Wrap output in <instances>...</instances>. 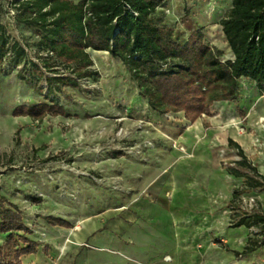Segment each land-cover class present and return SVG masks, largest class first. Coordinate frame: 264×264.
<instances>
[{"label":"rangeland","instance_id":"1","mask_svg":"<svg viewBox=\"0 0 264 264\" xmlns=\"http://www.w3.org/2000/svg\"><path fill=\"white\" fill-rule=\"evenodd\" d=\"M231 6L232 0H163L155 17L168 26L174 20H221ZM11 10L9 0H0V21L12 38L30 46L28 60L37 61V37L16 24ZM218 25L205 41L213 38L222 58L230 59ZM175 38L183 43L180 33ZM90 55L98 75L60 93L51 92L44 80L20 79L23 65L8 60L0 66V194L19 206L38 238L48 215L61 216L74 228L106 211L115 216L130 211L166 240L145 264H264V247L248 256L235 254L242 252L250 229L232 226L230 202L242 179L227 171L239 159L228 145L231 138L264 175V92L241 77L235 100L217 101L210 115L201 114L202 131L188 142L197 156L192 159L176 149L186 137L184 113L155 112L120 59L108 52ZM40 103H58L66 114L42 120L15 114L19 106ZM225 113L237 116V127ZM235 205L264 211V189L243 192ZM170 239L175 248L166 246ZM48 248L53 264H74V250L56 254Z\"/></svg>","mask_w":264,"mask_h":264},{"label":"trees","instance_id":"2","mask_svg":"<svg viewBox=\"0 0 264 264\" xmlns=\"http://www.w3.org/2000/svg\"><path fill=\"white\" fill-rule=\"evenodd\" d=\"M9 1L16 24L31 28L37 37V61L28 60L26 48L30 46L12 38L0 21V66L8 60L23 65L26 72L19 73L20 79L44 80L53 93L78 88L79 79L98 75L89 50L120 59L152 110L183 112L190 122L201 114L210 115L217 101L235 100L241 77L254 81L264 92V0H232L219 22L233 56L226 60L219 49L206 43L201 28L178 42L175 29L155 17L163 0ZM15 114L42 120L46 114L65 115L66 110L58 103H40L19 106ZM228 145L237 149L239 159L227 171L242 178V187L234 190L230 202L235 211L232 226L250 229L242 252L235 254L245 255L264 246V211L260 207L243 211L235 204L243 192L263 190L264 175L238 142L229 138ZM0 208V233L6 234L0 245V264H23L21 257L36 254L40 244L29 238L33 232L18 206L1 194ZM44 219L51 226L72 227L60 217Z\"/></svg>","mask_w":264,"mask_h":264},{"label":"crops","instance_id":"3","mask_svg":"<svg viewBox=\"0 0 264 264\" xmlns=\"http://www.w3.org/2000/svg\"><path fill=\"white\" fill-rule=\"evenodd\" d=\"M74 1L78 2L80 0ZM219 22L220 20H199L198 18H193L192 20H174L173 22H170L172 24L169 25L175 29V33H180L181 36H184L182 41L185 42L191 31L197 28H201L205 35L207 33L212 34V27L218 25ZM218 26L224 39V49L232 53L222 32L221 25L219 24ZM212 40L213 38H211V43L209 42L208 44L221 51V48ZM96 53L107 52L96 51ZM232 176L240 178L234 175ZM217 177L218 176H214L213 180L219 183L220 177ZM134 213L136 212L127 211L122 212L119 216H115L112 211H106L105 214L98 219L94 218L83 221L82 229L75 234H70L69 237L71 241L64 249L61 248L63 239L69 235L67 230L73 228V224L70 221L67 220L72 224V227L64 228L51 226L43 217L46 226L41 233V238H38L34 233V229L31 226H28L24 220L26 226L33 232L29 238L32 241L39 243L40 246L38 247V252L36 254L24 255L21 257V261L23 264L55 263L50 254H48V246H50L56 254L63 253L65 249H71V251L74 250L76 252L74 264H145L150 258L160 254L161 250L165 248L164 243L166 240L163 241V235L159 230L153 229L152 226L143 220L136 219L138 215ZM139 216H144V214H139ZM54 217L62 218L61 216ZM240 227L246 228L245 226ZM5 237L6 234L0 233V245L4 242ZM166 244H168L166 245L167 247L172 248L177 246L175 242L171 241V239L170 241H167ZM44 247H46L47 251H44ZM260 248L245 255H252Z\"/></svg>","mask_w":264,"mask_h":264},{"label":"bare ground","instance_id":"4","mask_svg":"<svg viewBox=\"0 0 264 264\" xmlns=\"http://www.w3.org/2000/svg\"><path fill=\"white\" fill-rule=\"evenodd\" d=\"M90 52L96 53L95 50H90ZM223 116H224V118L229 119L231 123L233 122L235 124V127L238 126V123H237L238 119H237L236 115H234L232 113H225ZM201 121H202V118H199L195 122H188L187 120L183 119L182 123L186 127V137L182 138L180 143H178L176 145V149L178 151L186 153L192 159L197 158V156L194 153H192L193 146L189 145L188 142H189V139L192 140L194 138H198L199 137V135H200V133L202 131ZM226 126L230 127V124H227ZM261 170H264L263 166H261ZM164 197L168 201H171L172 198H173V191L170 189L168 192H166ZM82 227H83V222L78 221L74 228H72L71 230H67L69 235H68V237L63 239V244H62V247H61L62 249L66 248L67 245L70 243V241H71L70 237H69L70 234L77 233L79 230L82 229ZM166 257H168L166 260H168L169 262L173 261V259L169 258L168 255Z\"/></svg>","mask_w":264,"mask_h":264},{"label":"built area","instance_id":"5","mask_svg":"<svg viewBox=\"0 0 264 264\" xmlns=\"http://www.w3.org/2000/svg\"><path fill=\"white\" fill-rule=\"evenodd\" d=\"M11 14L14 16V11L13 10H11ZM160 70H163V69H160Z\"/></svg>","mask_w":264,"mask_h":264},{"label":"water","instance_id":"6","mask_svg":"<svg viewBox=\"0 0 264 264\" xmlns=\"http://www.w3.org/2000/svg\"><path fill=\"white\" fill-rule=\"evenodd\" d=\"M199 118H197L196 120H198Z\"/></svg>","mask_w":264,"mask_h":264}]
</instances>
